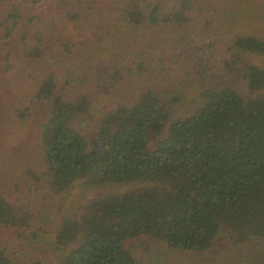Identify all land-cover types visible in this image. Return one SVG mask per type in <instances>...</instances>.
Wrapping results in <instances>:
<instances>
[{
  "label": "trees",
  "instance_id": "obj_1",
  "mask_svg": "<svg viewBox=\"0 0 264 264\" xmlns=\"http://www.w3.org/2000/svg\"><path fill=\"white\" fill-rule=\"evenodd\" d=\"M96 109L92 150L75 121ZM31 125L40 166L0 195V264H43L25 250L41 233L60 264H144L139 236L203 253L221 233L232 264H264V0H0V132ZM79 181L139 187L35 230L43 192Z\"/></svg>",
  "mask_w": 264,
  "mask_h": 264
},
{
  "label": "rangeland",
  "instance_id": "obj_2",
  "mask_svg": "<svg viewBox=\"0 0 264 264\" xmlns=\"http://www.w3.org/2000/svg\"><path fill=\"white\" fill-rule=\"evenodd\" d=\"M126 43H132L131 38H126ZM125 41V39H124ZM111 37L105 34L104 43L108 45ZM102 44V43H101ZM103 44V46H105ZM204 43H199L198 47H203ZM221 59V56H217ZM135 58L134 60H136ZM5 104V103H3ZM14 104V103H8ZM196 104V97L193 92H187L186 97L179 104V114L184 116L191 113ZM2 107V106H1ZM103 111V110H102ZM96 109L89 115H85L76 120L78 130L84 135L92 150L98 149L96 138L97 122L101 115ZM35 126L23 129L19 134L15 128H3L0 132V195L13 192V184L20 181L22 174L29 168L40 166L39 157L36 156ZM157 143L153 141L151 150L156 148ZM139 185L127 184H107L99 187H88L83 181L77 182L74 187L63 197L57 198L50 192L44 191V199L34 206L33 227L41 232L45 230L54 232L60 225V218L75 214L79 209L94 201L101 200L110 195H118L138 188ZM64 206V207H63ZM63 207V208H62ZM12 233L10 231H0L2 243L10 244ZM43 241L34 243L28 252L34 253L43 264H60V256H55L51 252L50 243L52 236L42 234ZM135 258L144 264H232L233 257L237 256V251L233 248L231 236L221 233L215 240L213 246L206 252H185L179 249H168L165 243L148 236H139L131 239L126 244ZM234 257V258H235Z\"/></svg>",
  "mask_w": 264,
  "mask_h": 264
}]
</instances>
